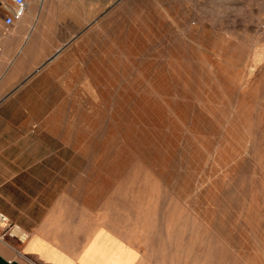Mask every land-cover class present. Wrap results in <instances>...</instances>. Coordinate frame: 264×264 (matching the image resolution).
<instances>
[{
    "label": "rangeland",
    "instance_id": "rangeland-1",
    "mask_svg": "<svg viewBox=\"0 0 264 264\" xmlns=\"http://www.w3.org/2000/svg\"><path fill=\"white\" fill-rule=\"evenodd\" d=\"M40 17L66 40L48 44L59 130L32 140L59 195L134 264H264V0H48Z\"/></svg>",
    "mask_w": 264,
    "mask_h": 264
},
{
    "label": "crops",
    "instance_id": "crops-1",
    "mask_svg": "<svg viewBox=\"0 0 264 264\" xmlns=\"http://www.w3.org/2000/svg\"><path fill=\"white\" fill-rule=\"evenodd\" d=\"M20 25L9 37L0 35V58H11L0 67V211L25 238L0 241V264H134L112 242V232L97 225L94 206L59 195L47 151L32 146L33 139L59 130V79L51 74L59 56L48 55V44L66 40L49 38L41 17ZM36 44L40 52L33 51Z\"/></svg>",
    "mask_w": 264,
    "mask_h": 264
},
{
    "label": "built area",
    "instance_id": "built-area-1",
    "mask_svg": "<svg viewBox=\"0 0 264 264\" xmlns=\"http://www.w3.org/2000/svg\"><path fill=\"white\" fill-rule=\"evenodd\" d=\"M26 0H0V20L3 31L10 30L21 21L26 11ZM25 233L6 214L0 211V241H23Z\"/></svg>",
    "mask_w": 264,
    "mask_h": 264
},
{
    "label": "bare ground",
    "instance_id": "bare-ground-1",
    "mask_svg": "<svg viewBox=\"0 0 264 264\" xmlns=\"http://www.w3.org/2000/svg\"><path fill=\"white\" fill-rule=\"evenodd\" d=\"M26 1H27V3H26L27 4V7H26L27 10L25 11V16H24L23 23L21 24V26H26L29 23V21H32V23H33V21H35V19L37 20L38 19L37 17H38V14H39V8L43 7L44 4H46L48 2V0H26ZM33 6H34V9H32ZM10 30H8V31H3V30L1 31L0 30L1 37H9L14 32L13 31V32L9 33ZM183 221H184V219H183Z\"/></svg>",
    "mask_w": 264,
    "mask_h": 264
}]
</instances>
